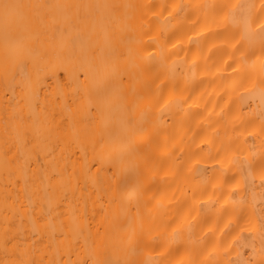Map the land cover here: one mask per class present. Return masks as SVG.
<instances>
[{"label": "bare ground", "instance_id": "1", "mask_svg": "<svg viewBox=\"0 0 264 264\" xmlns=\"http://www.w3.org/2000/svg\"><path fill=\"white\" fill-rule=\"evenodd\" d=\"M20 2L101 7L45 10L38 36L26 29L8 42L10 58L47 51L50 71L30 100L17 86L20 67L5 82L0 28V264L50 256L92 264L97 245L95 258L111 264H224L225 236L233 259L259 248L247 227L264 215V0ZM136 93L145 98L130 111ZM57 94L45 123L38 105ZM13 111L28 117V143L12 128ZM6 153L22 179L42 170L37 207L51 209L39 244L42 221H12L23 256L4 244ZM53 231L64 235L45 248ZM233 237H242L238 247Z\"/></svg>", "mask_w": 264, "mask_h": 264}, {"label": "snow or ice", "instance_id": "2", "mask_svg": "<svg viewBox=\"0 0 264 264\" xmlns=\"http://www.w3.org/2000/svg\"><path fill=\"white\" fill-rule=\"evenodd\" d=\"M84 7L88 8H95L101 6H93V5H49V4H39V3H23L20 0H0V28L3 30L4 38H5V61L3 66V74L5 78V82L7 83L8 80H15L16 79V68H21V79L18 81L17 86L20 87L21 93L23 98L31 99L33 92L36 90L37 85L40 82L41 76L46 74L47 71H50L48 68V63L45 61V57L47 56L46 50H40L38 56L32 55V52L35 49L19 50L15 52L14 55L9 57L8 54V42L18 37L19 34L23 30H31L37 33V36L41 30V27L44 25V11L50 10L53 8H63V9H71L76 8L79 9ZM103 7H110L116 8L119 7L117 5H104ZM125 7L135 8L137 6L127 5ZM237 6H233L235 8ZM131 19V17H130ZM128 28L131 30H135V26L132 24L128 25ZM261 31L264 32V21L261 22L260 25ZM151 59V56L148 57ZM54 75L55 73L52 72ZM82 75L87 77V70H82ZM264 84V80L261 81ZM261 96L262 100H264V88L261 89ZM145 97L136 93L134 95L133 100L130 102L129 110L135 111L138 102ZM62 97L57 94L49 100L47 97L43 104L39 106V114L43 117V121L47 123L50 120L51 113L49 109L51 108L54 110L55 102L61 100ZM11 102V101H9ZM169 100L164 102L165 105L169 104ZM33 112L29 113V116H32L35 112V108L37 105L33 104ZM28 117L24 115H19L17 112L13 111V113L9 116L10 121H14L15 123L12 124V128L16 131L24 140V143H28L29 133L32 131L30 125H27L25 121ZM8 131V122L5 124V132ZM52 131V129H49ZM11 151V149H9ZM15 159V154L12 157H8L6 153V180L3 187V201H4V224H5V233H4V244L7 248L9 244L12 245L13 249L19 252L22 256L27 254V249L23 247V239L19 238L16 234L9 235L10 232H18L19 229L15 228L12 224V221L18 216L21 221L27 218L33 224L36 223L37 220L43 222V227L39 230L40 231V239L33 241V244H39L41 240H43L46 236H48L47 227L48 221L45 217L48 216V213L51 211L50 208L45 209L43 202L39 203V208L37 207V202L40 199V184L44 182V177L42 175L41 169H36L33 173L31 179L21 178L16 175L14 170L10 167L13 160ZM232 163H236L241 165L243 162L239 161L237 158ZM251 173L249 172V175ZM15 177V178H14ZM244 180L243 187L247 188L248 185V177L243 176ZM261 187L264 188V174L260 177ZM19 185V187H17ZM235 187L239 188L241 185L237 184ZM234 195V193H233ZM262 198H264V191L261 193ZM110 198V203H111ZM27 201V203H25ZM129 211H131L129 209ZM9 212H11V216H9ZM137 216H139V212H137ZM105 217H107V211L105 210ZM242 218L238 217V220ZM250 226L247 227V234L253 237L255 240L257 237L259 238L260 245L259 248H256L253 245V250L249 254L247 258H242L239 251L236 253V258L233 259L230 253L233 250L234 245L232 243H227L225 236L224 240L220 241L222 245L220 251L221 254L226 258L224 264H264V215L258 218V222L256 224H251L248 222ZM238 226V221H237ZM87 222H85L84 226L81 228H87ZM138 231L142 232L144 230V225L141 222L138 225ZM137 230H134L137 231ZM241 233L245 232V228L241 227ZM64 233L62 231L56 232L53 231L51 233V240L49 243L45 244L44 247H53L55 244V238L57 236H62ZM242 237H233L235 241V246H239ZM37 250V249H34ZM56 251L58 252V247H56ZM101 249L99 245L93 249V252L90 256L92 259V264H111V261L107 259H98L95 258ZM70 254L71 248L68 249ZM44 253L42 252V255ZM4 264H9L8 261H5ZM11 264H35L32 259H18L11 262ZM41 264H61L60 258L57 256L53 258L52 256L49 257L47 261H41ZM63 264H75V262L64 259ZM124 264H137L135 260H125ZM143 264H151L149 259H146Z\"/></svg>", "mask_w": 264, "mask_h": 264}]
</instances>
